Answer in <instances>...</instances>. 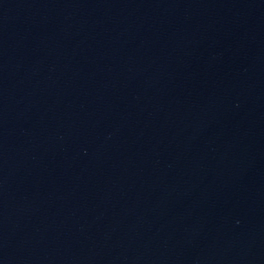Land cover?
<instances>
[{
	"label": "water",
	"instance_id": "95a60500",
	"mask_svg": "<svg viewBox=\"0 0 264 264\" xmlns=\"http://www.w3.org/2000/svg\"><path fill=\"white\" fill-rule=\"evenodd\" d=\"M0 264H264V0H0Z\"/></svg>",
	"mask_w": 264,
	"mask_h": 264
}]
</instances>
